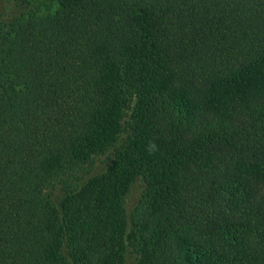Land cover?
<instances>
[{"label":"trees","instance_id":"obj_1","mask_svg":"<svg viewBox=\"0 0 264 264\" xmlns=\"http://www.w3.org/2000/svg\"><path fill=\"white\" fill-rule=\"evenodd\" d=\"M9 4L0 264H264V0Z\"/></svg>","mask_w":264,"mask_h":264},{"label":"rangeland","instance_id":"obj_2","mask_svg":"<svg viewBox=\"0 0 264 264\" xmlns=\"http://www.w3.org/2000/svg\"><path fill=\"white\" fill-rule=\"evenodd\" d=\"M40 7H41V11L43 13H46V12H48V10H50V7H48V4H46V3H41ZM15 15H16V10H15L14 6H11L9 4V0H0V21L8 22Z\"/></svg>","mask_w":264,"mask_h":264}]
</instances>
